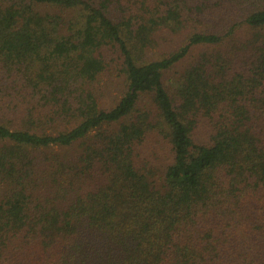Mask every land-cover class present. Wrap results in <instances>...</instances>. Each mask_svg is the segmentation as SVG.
Listing matches in <instances>:
<instances>
[{
	"label": "trees",
	"instance_id": "16d2710c",
	"mask_svg": "<svg viewBox=\"0 0 264 264\" xmlns=\"http://www.w3.org/2000/svg\"><path fill=\"white\" fill-rule=\"evenodd\" d=\"M0 264H264V0H0Z\"/></svg>",
	"mask_w": 264,
	"mask_h": 264
},
{
	"label": "rangeland",
	"instance_id": "374dc122",
	"mask_svg": "<svg viewBox=\"0 0 264 264\" xmlns=\"http://www.w3.org/2000/svg\"><path fill=\"white\" fill-rule=\"evenodd\" d=\"M176 71H177V70H176ZM167 79H168V78H167ZM172 82L174 83V81H172V79L170 78L169 84L172 83ZM112 95L115 96V98H116L117 95H118V91H112ZM117 98H118V97H117Z\"/></svg>",
	"mask_w": 264,
	"mask_h": 264
}]
</instances>
